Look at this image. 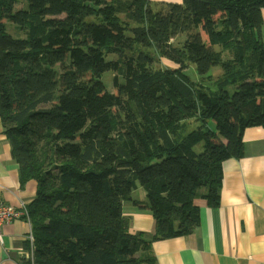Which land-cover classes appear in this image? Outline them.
Here are the masks:
<instances>
[{
  "label": "trees",
  "instance_id": "1",
  "mask_svg": "<svg viewBox=\"0 0 264 264\" xmlns=\"http://www.w3.org/2000/svg\"><path fill=\"white\" fill-rule=\"evenodd\" d=\"M263 8L0 0V116L21 185L37 182L34 264H156L153 242L200 224L201 190L220 204L224 162L264 127ZM163 58L174 66L156 67ZM126 201L152 213L151 236L129 231Z\"/></svg>",
  "mask_w": 264,
  "mask_h": 264
},
{
  "label": "crops",
  "instance_id": "2",
  "mask_svg": "<svg viewBox=\"0 0 264 264\" xmlns=\"http://www.w3.org/2000/svg\"><path fill=\"white\" fill-rule=\"evenodd\" d=\"M262 15L264 20V8ZM243 141L244 156L230 158L223 164L220 204L210 205L203 195L206 190H201L202 195L194 199L200 211V224L190 235L153 242L156 264H264V127L246 128ZM36 192L34 179L21 185L19 164L13 158L0 116V203L29 206ZM136 192L138 196H132L134 199H147L142 186L138 185L132 193ZM123 210L129 218L131 233L145 232L148 236L154 233L155 221L149 210H140L131 201L124 202ZM31 230L32 223L25 220H14L3 227L0 264L34 260V249L33 258L28 256Z\"/></svg>",
  "mask_w": 264,
  "mask_h": 264
},
{
  "label": "built area",
  "instance_id": "3",
  "mask_svg": "<svg viewBox=\"0 0 264 264\" xmlns=\"http://www.w3.org/2000/svg\"><path fill=\"white\" fill-rule=\"evenodd\" d=\"M14 220H25L31 223L29 207L25 203H22L20 207L0 203V241L3 240V227ZM28 241L31 243V252L28 254V256L30 255L31 258H33V230H31L28 235ZM32 262L34 263V260H32Z\"/></svg>",
  "mask_w": 264,
  "mask_h": 264
},
{
  "label": "rangeland",
  "instance_id": "4",
  "mask_svg": "<svg viewBox=\"0 0 264 264\" xmlns=\"http://www.w3.org/2000/svg\"><path fill=\"white\" fill-rule=\"evenodd\" d=\"M24 2H26L27 0H23ZM15 27V25L13 23H8V31H10V33H12L14 36H21L23 37V34L21 33V31L18 30V28H13ZM183 37H179V38H176L174 43H178L179 41H183L182 40ZM112 56H115L114 58H116V55H112ZM112 56H110V58H112ZM156 67H166V66H174V64L168 60H166L165 58H163L161 61L160 59H158V62L155 64ZM221 71V68L220 67H216L213 69V73H217V72H220ZM187 73L193 78V79H198V75L194 69L193 66H191L188 70H187ZM103 80L106 84V86L108 87V89L110 91H113L114 90V87H113V78H114V74L109 71V72H106L104 75H103ZM197 150H201L202 149V145H198L196 147ZM132 196L133 197H136L138 196L137 195V192L136 193H132Z\"/></svg>",
  "mask_w": 264,
  "mask_h": 264
}]
</instances>
